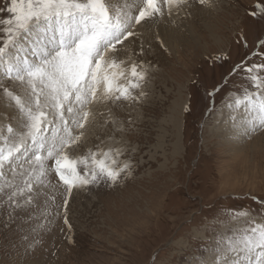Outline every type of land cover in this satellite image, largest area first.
<instances>
[{
  "label": "rangeland",
  "instance_id": "1",
  "mask_svg": "<svg viewBox=\"0 0 264 264\" xmlns=\"http://www.w3.org/2000/svg\"><path fill=\"white\" fill-rule=\"evenodd\" d=\"M186 1L175 23L155 16L133 24L134 35L117 45V58L129 57L126 68L136 62L145 70L133 90L136 99L93 104L83 129L70 124L74 135L84 133L69 150L72 158L97 148L121 150L118 164L128 168L117 181L101 179L69 194L48 161L43 183L33 180L32 192L15 197L19 207H13L8 194L24 187L30 165L6 167L0 264H204L213 259L217 232L243 226V219H230L232 210L244 208L261 221L264 127L241 138L228 112H238L229 105L245 90L264 93L245 71L264 65V13L258 9L264 0ZM7 6L0 0V19L10 15ZM137 25L152 27L153 44L142 41ZM172 30L177 39L170 42ZM257 74L264 78V68ZM0 84L28 96L18 81L0 77ZM180 99L175 131L172 115ZM21 120L0 89V128L19 131Z\"/></svg>",
  "mask_w": 264,
  "mask_h": 264
},
{
  "label": "snow or ice",
  "instance_id": "2",
  "mask_svg": "<svg viewBox=\"0 0 264 264\" xmlns=\"http://www.w3.org/2000/svg\"><path fill=\"white\" fill-rule=\"evenodd\" d=\"M164 2L170 14L185 0ZM7 3L10 15L0 19V77L18 81L29 92L25 98L0 84L3 94L22 114L21 130L8 125L5 134L0 128V178L6 167L14 171V166L30 165L24 187L8 194V201L19 207L15 197L25 190L31 193L33 180L43 183L48 161L54 162V171L69 194L101 179L117 181L128 168L127 163L118 164L121 150L97 148L72 158L69 150L79 145L84 133L74 135L70 124L83 129L94 115L93 104L136 99L133 90L140 87L145 70L136 62L126 68L125 61L117 58V45L134 35L133 24L162 14L159 0H142L138 7L134 3L121 6L117 0ZM132 7H136L134 15ZM258 9L264 13V5ZM259 44L264 46V39ZM261 68L264 65L254 64L245 69L257 90L264 87V78L257 74ZM229 107L241 109V119H256L264 126V93L245 90ZM31 200L29 195L26 202ZM257 215L260 222L244 208L232 210L230 219H243V226L217 232L213 259L204 264H264V214Z\"/></svg>",
  "mask_w": 264,
  "mask_h": 264
},
{
  "label": "bare ground",
  "instance_id": "3",
  "mask_svg": "<svg viewBox=\"0 0 264 264\" xmlns=\"http://www.w3.org/2000/svg\"><path fill=\"white\" fill-rule=\"evenodd\" d=\"M216 0H207L206 2H207V4H208V6H212L211 4L212 3H214ZM117 2H118V4L119 5H124L125 3H126V1L125 2H123V0H117ZM159 2H160V6H161V9H162V14L161 15H158V16H156V17H159V19L160 18H164L165 19V17H167V19L168 20H170V22L171 23H175L176 21L174 20V17L176 16V18H177V15L181 12V15H185V12H186V10H187V5H186V0H185V2L183 3V4H181L179 7H173L172 8V10H171V13L169 14V10H168V5L164 2V0H159ZM216 2H218V0L216 1ZM135 4L136 6H139L141 3H142V0H132L131 2H129L128 3V1H127V4H129V5H131V4ZM134 9L136 10V7H132L131 9H130V13L132 14V13H134L135 11H134ZM193 9V8H192ZM202 15V14H201ZM162 16V17H161ZM203 16V15H202ZM175 18V19H176ZM179 20V19H178ZM184 20H186V19H184ZM177 23H178V21H177ZM141 25V24H140ZM140 25L136 28V30L137 31H135V32H138V34L141 36V38H142V41H153V40H156L157 38L154 36V34H153V32H151V28L152 27H150V26H148V27H140ZM145 25V24H144ZM144 25H142V26H144ZM190 26V25H189ZM189 26L188 25H181V27H184V28H186V29H188L189 28ZM208 27H209V25H207ZM176 30V29H175ZM175 30H172L171 31V33H174V35H172L171 33H170V35H168V39H169V41L171 42L172 40L173 41H176V39H177V36H176V31ZM159 32V31H158ZM167 32H169V30L167 29ZM193 33H194V31H193ZM158 35V34H157ZM159 37H161V33L159 32ZM214 36V35H213ZM215 38V37H214ZM141 41V42H142ZM155 42V41H154ZM152 43V42H151ZM163 43V42H162ZM153 44V43H152ZM164 44H165V42H164ZM171 46V45H170ZM172 48V47H171ZM172 50V49H171ZM121 54V53H120ZM120 56V55H119ZM123 59L124 60H126V61H128V55L125 53V54H123ZM122 59V60H123ZM179 104L178 103H176V105L174 106V109H173V115H172V119L174 120L173 121V123H174V127H175V131L179 128L178 127V125H179V123H178V115H179V107H180V105H181V102H182V100L180 99L179 100ZM228 114H229V120L230 119H233V122H232V125H233V127H236V130H240L239 131V134H240V136H241V138H245L246 136H248V134L250 133V132H253V131H255L256 129H260L261 130V128H263L264 126H262L261 124H260V122H259V120H256V119H254V120H252L251 122H249V120L248 119H241V116H242V110L241 109H239L238 110V112H235L234 113V111H230V112H228ZM226 122V121H225ZM260 125V126H259ZM233 129V128H232ZM235 135V134H234ZM176 138H177V136H176ZM117 143V142H116ZM112 146V145H111ZM174 149H175V152L176 153H178L179 151H180V142H179V140H178V138H177V142L174 144Z\"/></svg>",
  "mask_w": 264,
  "mask_h": 264
}]
</instances>
